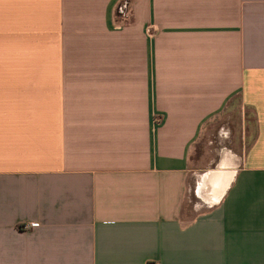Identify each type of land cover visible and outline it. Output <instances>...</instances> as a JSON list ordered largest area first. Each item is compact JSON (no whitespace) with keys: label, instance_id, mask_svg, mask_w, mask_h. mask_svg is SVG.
<instances>
[{"label":"crops","instance_id":"obj_1","mask_svg":"<svg viewBox=\"0 0 264 264\" xmlns=\"http://www.w3.org/2000/svg\"><path fill=\"white\" fill-rule=\"evenodd\" d=\"M263 3L0 0V264H264Z\"/></svg>","mask_w":264,"mask_h":264},{"label":"rangeland","instance_id":"obj_2","mask_svg":"<svg viewBox=\"0 0 264 264\" xmlns=\"http://www.w3.org/2000/svg\"><path fill=\"white\" fill-rule=\"evenodd\" d=\"M235 107H233L234 109ZM240 108H238V112H230V117L229 118H226L225 117V111H223V116H222V119L224 120L223 122H225L231 130L233 131H236V129L238 128H241L242 124H241V115H244V116H249L250 113L248 112V110L244 109L242 110V114H241V111L239 110ZM208 124V127L209 125H212V126H216L217 123H207ZM217 126L216 127H213V129L216 130ZM214 132V131H213ZM212 132V133H213ZM208 136H211V135H208ZM199 137L197 138V143L195 145V148L193 150V152H191V155L195 156V158H205V161H209V162H213V160L215 159V155H214V147L216 146V139H214L213 137L210 139V142L208 143L207 141H209V137ZM204 144L206 145H209V150L208 152L209 153H202L201 151H203V147L202 145L204 146ZM196 161V159H195ZM194 161V162H195ZM208 164H211V163H208Z\"/></svg>","mask_w":264,"mask_h":264},{"label":"built area","instance_id":"obj_3","mask_svg":"<svg viewBox=\"0 0 264 264\" xmlns=\"http://www.w3.org/2000/svg\"><path fill=\"white\" fill-rule=\"evenodd\" d=\"M263 8H264V3H263ZM34 223H30L29 225H33Z\"/></svg>","mask_w":264,"mask_h":264}]
</instances>
